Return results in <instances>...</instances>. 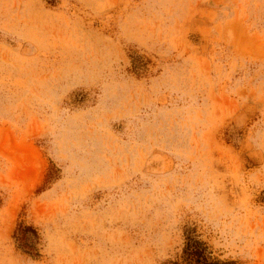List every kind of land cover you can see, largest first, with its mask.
I'll list each match as a JSON object with an SVG mask.
<instances>
[{
  "label": "rangeland",
  "instance_id": "374dc122",
  "mask_svg": "<svg viewBox=\"0 0 264 264\" xmlns=\"http://www.w3.org/2000/svg\"><path fill=\"white\" fill-rule=\"evenodd\" d=\"M189 234L264 264V0H0V264Z\"/></svg>",
  "mask_w": 264,
  "mask_h": 264
},
{
  "label": "trees",
  "instance_id": "16d2710c",
  "mask_svg": "<svg viewBox=\"0 0 264 264\" xmlns=\"http://www.w3.org/2000/svg\"><path fill=\"white\" fill-rule=\"evenodd\" d=\"M22 232L32 231L31 227H24ZM24 235H26L24 233ZM28 238H26L27 240ZM31 244L26 241H21V247L31 248ZM172 264H230L227 261L220 260H210L206 253L205 243L190 234L186 236L185 245L182 250V260L181 262H173Z\"/></svg>",
  "mask_w": 264,
  "mask_h": 264
}]
</instances>
